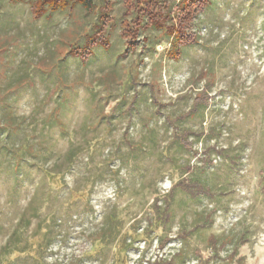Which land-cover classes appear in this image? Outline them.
I'll return each mask as SVG.
<instances>
[{
    "label": "rangeland",
    "instance_id": "rangeland-1",
    "mask_svg": "<svg viewBox=\"0 0 264 264\" xmlns=\"http://www.w3.org/2000/svg\"><path fill=\"white\" fill-rule=\"evenodd\" d=\"M36 1L0 0V264H264V0L178 53L136 0Z\"/></svg>",
    "mask_w": 264,
    "mask_h": 264
},
{
    "label": "trees",
    "instance_id": "trees-1",
    "mask_svg": "<svg viewBox=\"0 0 264 264\" xmlns=\"http://www.w3.org/2000/svg\"><path fill=\"white\" fill-rule=\"evenodd\" d=\"M211 0H136L135 3V15L134 21L138 28L149 27V31H157L164 34L166 39H172V49L178 42H182L184 38L190 39L185 34L184 26L190 25L192 19L196 17L198 13L203 11ZM69 2H78L84 9L92 10L94 3L91 0H37L36 5L43 11V7L49 6L52 10L57 8H66ZM104 44H107L104 41ZM178 53L177 50H174ZM174 55V54H173ZM204 100L196 98V104L192 108V111L196 110L199 105V101ZM182 142L187 148L192 147V143L188 141V138L182 137ZM185 188L192 193L194 197L201 195L202 193L208 194L209 190L199 182H191L184 185ZM158 202V201H157ZM15 234V233H14ZM214 254L216 252L214 251ZM166 264H172L170 260Z\"/></svg>",
    "mask_w": 264,
    "mask_h": 264
}]
</instances>
